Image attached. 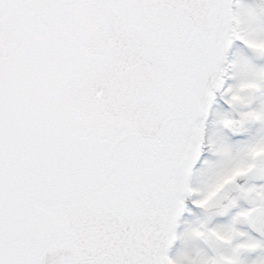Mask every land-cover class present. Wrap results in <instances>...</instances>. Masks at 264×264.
I'll return each instance as SVG.
<instances>
[{
    "label": "snow or ice",
    "instance_id": "6c2138e0",
    "mask_svg": "<svg viewBox=\"0 0 264 264\" xmlns=\"http://www.w3.org/2000/svg\"><path fill=\"white\" fill-rule=\"evenodd\" d=\"M0 264H264V0H0Z\"/></svg>",
    "mask_w": 264,
    "mask_h": 264
}]
</instances>
